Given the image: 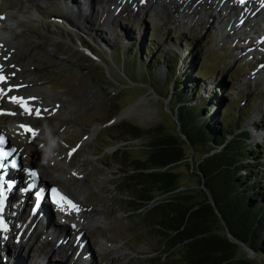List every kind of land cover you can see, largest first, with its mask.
Returning <instances> with one entry per match:
<instances>
[{
  "label": "rangeland",
  "instance_id": "rangeland-1",
  "mask_svg": "<svg viewBox=\"0 0 264 264\" xmlns=\"http://www.w3.org/2000/svg\"><path fill=\"white\" fill-rule=\"evenodd\" d=\"M193 1L127 0L123 10L125 0H0L4 56L14 64H27L18 77L34 79L29 85L34 91L29 93L42 96L51 106L60 102L47 114L34 110L24 115L25 123L48 125L36 133L38 139L30 136L28 147L43 153L30 166L35 165L45 181L79 200L83 212L78 215L83 221L78 232L95 264H182L178 251L163 253V239L130 203L122 181L127 169L121 163L143 158L152 136L120 141L122 133L115 126L126 119L142 128L160 124L166 132L176 131L168 97L157 93L167 95L168 70L160 64L162 60L167 63L169 56L176 55L185 67L193 68L192 75L197 71L198 79H189L200 83L199 90H194L195 100L209 96L222 112L226 105L230 111L225 125H230L229 119L233 123L238 119L237 131L249 129L248 145L264 142V47L249 46L259 34L254 33L255 27L249 30L242 25L234 12L230 17L237 33H228L225 15L230 9L225 0ZM252 16H246L250 24L256 15ZM238 36L242 41L237 42ZM8 49L12 53L5 52ZM138 59L144 62L141 70ZM152 61L153 68L146 72L143 68ZM70 150L73 153L67 155ZM260 159L264 161V156ZM170 168L180 173L172 189L194 191L197 178L189 174L184 161ZM168 195L162 193L158 200ZM46 228L39 227V234L28 231L15 245L11 232L3 239L10 246L0 248V264H78L71 248L53 251V241L69 247L76 232L70 230L63 241L60 237L68 226ZM91 258L88 264H94Z\"/></svg>",
  "mask_w": 264,
  "mask_h": 264
},
{
  "label": "trees",
  "instance_id": "trees-1",
  "mask_svg": "<svg viewBox=\"0 0 264 264\" xmlns=\"http://www.w3.org/2000/svg\"><path fill=\"white\" fill-rule=\"evenodd\" d=\"M138 60L141 70L144 62ZM153 62L143 69L153 68ZM184 63L176 55L160 62L167 65L168 88L167 95L157 93L168 97L176 131L166 132L160 124L142 128L126 119L115 124L120 141L152 136L143 158L121 163L130 203L163 239V253L178 251L182 264H264V142L248 145L249 129L237 131L238 119L225 125L226 105L222 112L209 96L196 101L200 83L192 80L199 74L192 75ZM182 161L197 178L194 191L172 189L180 173L170 167ZM162 193L170 195L158 200ZM235 238L252 249L253 258Z\"/></svg>",
  "mask_w": 264,
  "mask_h": 264
},
{
  "label": "bare ground",
  "instance_id": "bare-ground-1",
  "mask_svg": "<svg viewBox=\"0 0 264 264\" xmlns=\"http://www.w3.org/2000/svg\"><path fill=\"white\" fill-rule=\"evenodd\" d=\"M126 1L127 0H125V2L123 4V7H122L123 10H125L124 5L126 4ZM132 1L133 0H129L128 3L132 2ZM145 1H147V0H145ZM195 1L196 0H194L193 2H195ZM183 3L186 4V1H182V4ZM224 4H227L228 5L227 8L230 9V12L226 13V15H225V16H228V19L225 22L226 29L228 27H230L228 33H231V34L234 33V35L237 33V31H235V26L233 25L234 21L231 19L232 16L230 17L231 13L234 12L235 15L241 17L240 21H243L242 25L247 27L249 30L253 29L252 26L255 27L254 33L259 34L258 40L253 39L252 42L249 41L251 43L249 46H253V48H255V47L261 45L263 40H264V32H263L264 30L263 31L257 30L256 28H258V27H256V26L258 24H256L254 22L255 20L253 21V23L250 24L249 21L247 20V18L249 16L252 18L253 17L252 15H254V14L256 16L260 14L259 19L264 20V6H263L264 0H225ZM219 11H220V9H218L217 12H219ZM246 16H248V17H246ZM223 21H224V17L221 20V23ZM236 38H237V42H238V40H241L240 36H238ZM2 44H4V41L2 39H0V68L5 72V77H7V80H6V82H2L1 87H0L4 90V94H0V128L2 131H5L7 134H9V136L13 140L12 144L16 145L17 150L19 151V157H20L21 165L22 166H28V168H31L30 165L38 162L37 157H39V156L42 157L43 153L37 152L36 150L30 149L28 147L30 145L29 144L30 134L33 132L34 140L38 139L35 137V136H37L36 133L40 132V130H42V127L48 126V125H46L43 122L39 123V121H37L36 123L29 125V127L27 129H24L22 126L26 122L25 119L27 117L24 115L27 114V112L34 111V110L38 111L41 114H47L50 111H52V109L55 110L57 103L59 104L60 102L56 101V102H54L55 103L54 106H51L50 103H47L45 100H43L42 96H40V95L38 96V95L34 94V92L29 93L30 91H34V89L29 88V85L31 84V82H34V79L30 78V76H29L25 81H20L19 78H21V77H18V75L22 76V75H20V72L22 71V69H24V67L26 68L27 64H25V65L14 64L13 62H10L9 60H7L3 54L4 51H3V45ZM5 52L12 53V50L8 49ZM18 52H20L19 54L23 53V51H18ZM261 68L264 69V66H262ZM25 77H27V76H25ZM13 97H16L17 100L19 101L18 105L15 104L17 102H13V99H12ZM22 102L25 103L24 106H21ZM9 112H13V114L15 113L16 116L11 118V116L9 115ZM29 128H31L33 131H28ZM93 130L94 131H93L92 135L95 134L97 128L93 129ZM54 147L55 146H53V148ZM52 151L53 150H51V152ZM71 153H73L72 150L68 151L67 155H71ZM59 157H60V155H58V158ZM54 158L55 157H53L52 159H54ZM65 164H66V162H64L62 165L65 166ZM13 178H15V177H13ZM40 183L41 184L44 183L41 175H40ZM17 186H18V184L13 185L12 189L8 191L9 192V199H8L9 202L7 203V205H5L1 209V212H0V214L2 216V220H0V248H5L7 246H10V245L2 243V242H3L4 238H7V236H11L14 233L16 234V232L13 231L14 229L15 230L20 229V234L15 235L14 237L11 236V240L13 241L12 242L13 245H15V241L18 240L19 238L20 239L26 238L24 236L27 235L28 231L30 232V234L32 232L39 234L40 230H38V228L42 227L44 225L47 226L46 229L48 231H49V229L52 231L53 228H48V227H51L50 222H49V220H50L51 224L54 225L53 227L60 226V227H63V229L65 226L69 227V228H66L64 230V233H63L64 236L60 237L61 240L63 239V241H64L68 237L67 235L69 234L70 230L75 231L76 235H77V237L74 238L71 246L66 247V248H64L62 246L63 243L61 241L60 242L59 241L58 242L53 241L54 242L53 251L65 252L68 250V248H71L70 251L71 252L73 251L74 252L73 256H75L74 262H77L78 264H88V259H89V257L91 258V256H90L91 252H88V250L86 249L87 243L82 238L83 234L81 232L80 233L78 232V230H80L79 222L83 221L80 217L81 214L78 215L80 212L81 213L83 212V209L80 208L79 200L77 201L75 198L70 197L66 194L68 197V200H71L75 205L78 206V210L73 209L66 202H61V203H57V201L55 202V207L57 208L58 215L62 221H57L56 219L50 217V211H49V208L47 206L41 207V209H40L41 216L38 217L37 212L32 213V214L31 213L25 214V210H23L22 212L18 211V210H22L26 207V205L28 203V199L32 197V193L31 192L17 193V191H16V190H18ZM14 196H22V198L19 200L18 210H14V213H11V208H13V207H12V205H10V203L14 202V200H13ZM17 216L20 217V219L19 218L17 219ZM21 218H23V220H21ZM20 220H21V222H20ZM34 225H36L35 228H34ZM30 229H31V231H30ZM11 232H12V234H11ZM50 235L51 234H49V236ZM40 236H42V234H40ZM60 236H61V234H60ZM48 237H46V238H48ZM9 240H10V238H9ZM81 243H83V244L81 245ZM60 244H61V246H60ZM8 248H10V247H8ZM72 248H74V249H72ZM112 249H113V251H118V252L122 251V249L120 247H113ZM82 251H83V253L84 252L86 253L85 256L79 254V253H82ZM93 260L94 259L91 258V262H93Z\"/></svg>",
  "mask_w": 264,
  "mask_h": 264
},
{
  "label": "snow or ice",
  "instance_id": "snow-or-ice-1",
  "mask_svg": "<svg viewBox=\"0 0 264 264\" xmlns=\"http://www.w3.org/2000/svg\"><path fill=\"white\" fill-rule=\"evenodd\" d=\"M6 80H7V77H5L3 75H0V83L6 82ZM0 94H4V90L2 88H0ZM12 99H13V102H19L16 97H13ZM37 115H39V113H37ZM28 131H33V130L31 128H29ZM0 142H2V141H0ZM73 151H75V149H73ZM2 166L3 165H0V167H2ZM32 175L35 176L36 173H32ZM53 192L56 194L57 203L66 202L70 207H72L73 209L78 210V206L75 205L71 200H68V198L66 196H62L58 192V190L54 189Z\"/></svg>",
  "mask_w": 264,
  "mask_h": 264
},
{
  "label": "water",
  "instance_id": "water-1",
  "mask_svg": "<svg viewBox=\"0 0 264 264\" xmlns=\"http://www.w3.org/2000/svg\"><path fill=\"white\" fill-rule=\"evenodd\" d=\"M227 233H228V235H231L229 232H227ZM235 240L238 241V242H240L248 251H252V249L249 248V247H247L242 241H240V240H238L236 238H235Z\"/></svg>",
  "mask_w": 264,
  "mask_h": 264
}]
</instances>
